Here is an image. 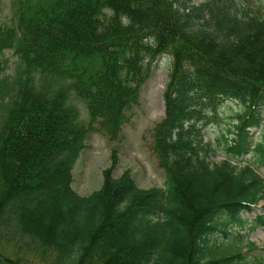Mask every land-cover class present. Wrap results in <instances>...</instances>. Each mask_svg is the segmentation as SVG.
Masks as SVG:
<instances>
[{
	"label": "trees",
	"instance_id": "obj_1",
	"mask_svg": "<svg viewBox=\"0 0 264 264\" xmlns=\"http://www.w3.org/2000/svg\"><path fill=\"white\" fill-rule=\"evenodd\" d=\"M256 2L248 14L239 0H14L15 25L0 23V55L18 57L11 77L0 59V264H264L243 252L264 225V176L241 165L250 154L264 166L252 132L264 108ZM163 55L152 150L164 188L138 187L128 169L114 177V148L101 186L79 195L72 170L88 133L120 138ZM226 101L243 110L212 142ZM259 201L263 213L243 218Z\"/></svg>",
	"mask_w": 264,
	"mask_h": 264
},
{
	"label": "rangeland",
	"instance_id": "obj_2",
	"mask_svg": "<svg viewBox=\"0 0 264 264\" xmlns=\"http://www.w3.org/2000/svg\"><path fill=\"white\" fill-rule=\"evenodd\" d=\"M188 5H198L205 0H183ZM257 0H239L243 9L250 14L255 9ZM263 3V0H258ZM263 11V6L259 8ZM106 15L110 12L105 11ZM16 22L14 0H0V23L5 26H14ZM0 59H6L3 74L7 77L14 75L18 66V57L12 50H5ZM171 59L169 55H163L154 61L148 78L140 88L138 104L134 105L129 112V119L123 124L121 136L118 140H110L104 133L98 130L90 131L85 140V148L82 150L72 170V188L79 195L85 196L102 184V171L112 163L111 152L116 149L112 174L114 177L121 175L126 169L140 188L151 187L164 188L165 177L159 167L157 158L152 150L153 128L164 114L163 93L167 81V73ZM6 99H4V102ZM80 112V120L84 124L88 122L86 107L77 98L71 99ZM243 110L240 103L226 101L217 109V121L208 127L206 137L212 142L219 136L221 131L235 123L236 115ZM262 120L257 128L252 129L255 140L264 139V108L260 111ZM222 159L221 152H216V161ZM251 166L260 176H264V166H257L252 155L248 154L241 160V165ZM262 201L257 202L250 212H244L243 218L250 220L261 209ZM247 231L241 230L245 234ZM246 241L255 245L251 251L243 248L246 255H260L264 259V225L248 231ZM251 260V259H249Z\"/></svg>",
	"mask_w": 264,
	"mask_h": 264
}]
</instances>
